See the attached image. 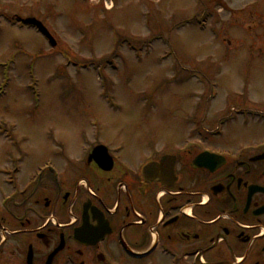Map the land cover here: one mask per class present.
Here are the masks:
<instances>
[{
    "label": "rangeland",
    "instance_id": "374dc122",
    "mask_svg": "<svg viewBox=\"0 0 264 264\" xmlns=\"http://www.w3.org/2000/svg\"><path fill=\"white\" fill-rule=\"evenodd\" d=\"M97 1L0 0V195L11 162L28 172L95 121L112 142H195L220 123L218 144L260 140L264 0Z\"/></svg>",
    "mask_w": 264,
    "mask_h": 264
},
{
    "label": "flooded vegetation",
    "instance_id": "af4514ba",
    "mask_svg": "<svg viewBox=\"0 0 264 264\" xmlns=\"http://www.w3.org/2000/svg\"><path fill=\"white\" fill-rule=\"evenodd\" d=\"M97 128L25 169L0 211V264H46L61 242L52 264H264V115L257 142L203 149Z\"/></svg>",
    "mask_w": 264,
    "mask_h": 264
},
{
    "label": "water",
    "instance_id": "95a60500",
    "mask_svg": "<svg viewBox=\"0 0 264 264\" xmlns=\"http://www.w3.org/2000/svg\"><path fill=\"white\" fill-rule=\"evenodd\" d=\"M24 23L35 26L46 38L49 39L50 44L52 46H55L54 41L51 39L49 34L46 32V30L41 26V24H39L38 22H36L34 20H26V21H24Z\"/></svg>",
    "mask_w": 264,
    "mask_h": 264
}]
</instances>
